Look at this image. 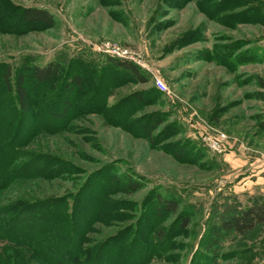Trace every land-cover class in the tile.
Returning <instances> with one entry per match:
<instances>
[{"label":"rangeland","instance_id":"374dc122","mask_svg":"<svg viewBox=\"0 0 264 264\" xmlns=\"http://www.w3.org/2000/svg\"><path fill=\"white\" fill-rule=\"evenodd\" d=\"M9 5L45 9L54 26L6 33L1 23ZM113 49L126 51L150 80L139 84L114 71L107 63L116 57ZM49 62L61 65L56 87L75 70L83 86L73 95L70 112L48 123L40 118L60 111L65 94L59 96V91L52 99L54 87L30 88L29 120L47 126L16 141L14 118L2 117L7 123L0 130L6 178L0 185L1 264H42L33 250H16L17 244L2 234L6 219L22 205L61 198L69 213L73 198L85 196L90 201L79 202L80 214L86 209L90 223L95 210L97 221L87 223L77 264H86L112 241H126L127 256L135 264L143 262L146 252L145 264L261 263L264 225L245 238L225 241L215 259L203 250L200 236L210 214H221L224 205L232 209L238 201L231 191L218 192L222 155L211 152L204 139L222 133L226 142L234 136L246 143L264 133L258 126L264 121V103L252 96L261 91L258 78L264 81V0H0V73L10 66L14 79L18 70ZM155 77L166 86L159 98L149 104L132 102L133 94L155 89ZM154 112L164 122L152 136L170 131V124L180 132L151 146L138 129ZM185 140L205 150L197 164H181L172 156L171 148ZM19 141L11 152L3 149ZM205 161L210 165L202 166ZM118 175L144 186L131 194H107L111 187L101 181ZM156 193L173 194L193 208L187 231L177 232L173 215L155 217ZM50 241L36 240L41 255L54 252Z\"/></svg>","mask_w":264,"mask_h":264},{"label":"trees","instance_id":"16d2710c","mask_svg":"<svg viewBox=\"0 0 264 264\" xmlns=\"http://www.w3.org/2000/svg\"><path fill=\"white\" fill-rule=\"evenodd\" d=\"M9 8L8 13L4 14V19L1 23L6 33H24L28 30L41 27L50 28L54 26L55 22L53 16L45 9L36 7L15 8L10 5ZM107 63L114 71L128 76L130 80L136 83L145 84L150 80L148 76L144 75L140 69L128 59L108 57ZM60 71V63L49 62L44 66H34L27 70H18L14 75V79H12L11 67L5 65L0 73V130L3 129L1 124L6 126L7 121L4 120L6 117L9 119L14 118L11 131L12 134L17 132L13 138V140L16 141L17 138H21L23 133L34 134L35 129L39 128L40 125L42 127L47 126V124H44L40 120H44L46 123H48V120H62V117L70 112L74 106L71 100L75 92L82 88L83 81L82 75L75 70L72 74L69 73L63 78L65 84L58 88L56 85L58 84L57 79L60 75ZM258 82L261 91L254 93L252 96L254 100L264 103V81L258 78ZM52 87L55 88L52 99L57 96L59 91V96L63 95V93L65 94L62 98V102H60V114L63 115L57 118V113L60 111H57V109L54 111L50 110L52 112L48 111L49 114L47 115V119L46 117L40 118L38 122L41 124L37 126L35 120H29L32 114V105L29 101L30 88H38L39 91H45ZM154 88L155 89L146 91V93L138 92L133 94L132 102L149 104L152 99L159 98V90L156 87ZM46 106H50L51 108L49 103H47ZM58 107L59 105H56V108ZM34 108L36 107L34 106ZM4 116L5 118H2ZM163 122L164 119H162L158 113H151L143 121L138 132L142 133L151 146L156 144V140L162 142L165 138L173 137L180 132V130L176 128L177 124H170L168 126L170 131L161 130L158 135L152 136L153 130L161 126ZM120 123L124 124L123 121H120ZM258 126L259 129L264 132V121L259 123ZM19 144H21V141L17 143L14 142L13 145L6 144L3 146V149L5 152H11L13 147ZM170 152L177 162L185 165L197 164L199 159L205 157V150L202 147H198L196 144L187 140L184 142H177L175 146L171 148ZM7 157L9 156L7 155ZM209 163L205 161L201 165L205 166ZM2 166L3 159H0V185L3 186V182L6 178L3 177ZM101 182L111 187V189H109L111 191H107V194H131L141 190L144 186L138 179L128 175L108 176ZM152 200L154 202L153 214L157 219L173 215L176 219L177 232H184L190 228L192 219L195 216L194 210L189 206H184L182 203L180 204V200L177 196L173 194L162 195L156 193L153 195ZM73 201L69 213L65 211L63 207L64 200L61 198H50L44 201L24 204L20 207L21 209L24 208L23 210L19 209L6 219V228L3 227L2 234L4 238L11 240L9 242L17 244L16 250L20 251L29 248L33 250L34 256H36L42 264H77L75 259L80 251L81 238H83L82 235H84L83 233L87 230V223L91 225L93 222H96L97 219L95 210L91 212V215H93L92 217L90 216V223L86 220V209L84 216L80 214L79 202L83 201L87 204V202L89 203L90 201V197H77V199L74 197ZM95 204L96 202L93 205L94 207ZM222 208L221 214L209 215L205 227V235L200 236L203 250H205L207 254L209 253L211 258L214 259L215 256L220 253L225 241H229L231 238H245L259 228V226L264 225V203L259 202L257 199L249 200L247 205L241 209H239L238 204L232 209H226L227 207L225 205ZM159 237H162L161 233ZM50 238L55 239V243L58 242V244L54 246ZM45 239L50 241L54 252L45 251L43 255H41L40 251L36 249L35 242L36 240L40 241ZM124 242L126 241H112L110 243L111 245L108 247L107 244H105L106 246L97 250L98 252L94 253L93 256L87 258L85 263L135 264V260L132 261L130 260V255L129 257L127 256L128 250ZM132 247H134L133 244L131 245V249ZM135 247L140 248V245L138 244ZM6 249L7 248H4L1 252ZM125 253L126 255H124ZM143 257V262L149 259L148 252L143 254ZM143 262L137 264H145L148 261L145 263ZM6 264H8V260H6ZM260 264H264V256Z\"/></svg>","mask_w":264,"mask_h":264},{"label":"crops","instance_id":"0c3cea01","mask_svg":"<svg viewBox=\"0 0 264 264\" xmlns=\"http://www.w3.org/2000/svg\"><path fill=\"white\" fill-rule=\"evenodd\" d=\"M228 139L220 156L223 173L218 192H233L239 209L253 199L264 203V133L246 143L234 136Z\"/></svg>","mask_w":264,"mask_h":264},{"label":"built area","instance_id":"2783aa9c","mask_svg":"<svg viewBox=\"0 0 264 264\" xmlns=\"http://www.w3.org/2000/svg\"><path fill=\"white\" fill-rule=\"evenodd\" d=\"M112 55L119 57V58H124V59H128L127 52L124 50H119V49H113V53H111ZM154 85L155 87L160 90V91H165L166 90V86L164 84V82L158 78L155 77L154 79ZM205 143L208 147V149L218 155H223V153L225 152V148H226V136L222 133H219L217 135L214 136H207L205 139Z\"/></svg>","mask_w":264,"mask_h":264}]
</instances>
